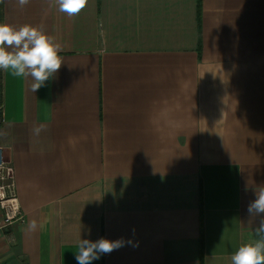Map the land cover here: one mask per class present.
I'll use <instances>...</instances> for the list:
<instances>
[{"label":"crops","instance_id":"0c3cea01","mask_svg":"<svg viewBox=\"0 0 264 264\" xmlns=\"http://www.w3.org/2000/svg\"><path fill=\"white\" fill-rule=\"evenodd\" d=\"M1 22L43 25L64 62L37 93L0 71L24 215L2 264H77L80 238L101 237L131 243L91 264H230L255 238L264 0H89L71 18L4 0Z\"/></svg>","mask_w":264,"mask_h":264},{"label":"clouds","instance_id":"9594fccd","mask_svg":"<svg viewBox=\"0 0 264 264\" xmlns=\"http://www.w3.org/2000/svg\"><path fill=\"white\" fill-rule=\"evenodd\" d=\"M30 2L14 0L15 6L21 10ZM0 3H4V0H0ZM50 3L57 11L71 18L79 15L89 0H50ZM61 51L62 46L43 25L17 26L0 22V71L21 82L30 80V90L34 93L56 78L64 64ZM43 130L42 126L32 129L37 136ZM247 211L252 220L260 217L259 225L253 230L255 238L236 248L230 257V264H264V185L255 189V199L250 201ZM32 227H35L34 222ZM125 243L131 241L126 242L123 238L110 240L101 237L96 241L80 238L75 259L77 264H91L102 255L125 246Z\"/></svg>","mask_w":264,"mask_h":264},{"label":"built area","instance_id":"2783aa9c","mask_svg":"<svg viewBox=\"0 0 264 264\" xmlns=\"http://www.w3.org/2000/svg\"><path fill=\"white\" fill-rule=\"evenodd\" d=\"M23 221L24 215L16 193L13 170L5 154V149L0 147V232ZM0 264H2L1 255Z\"/></svg>","mask_w":264,"mask_h":264},{"label":"trees","instance_id":"16d2710c","mask_svg":"<svg viewBox=\"0 0 264 264\" xmlns=\"http://www.w3.org/2000/svg\"><path fill=\"white\" fill-rule=\"evenodd\" d=\"M0 22H1V3H0ZM202 216V214H201Z\"/></svg>","mask_w":264,"mask_h":264}]
</instances>
